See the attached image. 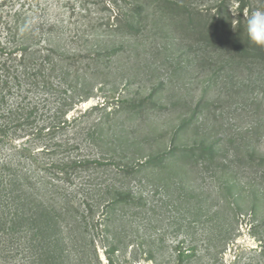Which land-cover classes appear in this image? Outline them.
<instances>
[{
  "label": "rangeland",
  "instance_id": "obj_1",
  "mask_svg": "<svg viewBox=\"0 0 264 264\" xmlns=\"http://www.w3.org/2000/svg\"><path fill=\"white\" fill-rule=\"evenodd\" d=\"M217 1L189 8L209 26ZM179 9L0 8L19 45L0 84L19 154L0 142V172L11 162L22 190L0 178V264H264V62L216 49Z\"/></svg>",
  "mask_w": 264,
  "mask_h": 264
},
{
  "label": "trees",
  "instance_id": "obj_2",
  "mask_svg": "<svg viewBox=\"0 0 264 264\" xmlns=\"http://www.w3.org/2000/svg\"><path fill=\"white\" fill-rule=\"evenodd\" d=\"M175 4H179L181 12L187 9L184 13L183 25L195 34H202L207 39H210V45H214L216 49H228L235 47L237 50L242 51L247 57L258 59L264 62V46L252 43L247 35L246 25L247 17L251 15L255 8L252 7V0H218L216 4L208 10V15L212 17V23L207 26L205 22L206 18L203 12H195L189 8L191 0H170ZM17 0H1L0 8H7L10 5L16 3ZM261 9H264V0H258ZM233 3H238V7L234 10L232 8ZM186 6V7H185ZM231 7V9H230ZM210 11V12H209ZM123 14H117V23L120 21V16ZM4 16V12H0V20ZM115 26L117 27L118 24ZM9 42H3L0 39V84H10L9 77L4 74L6 71V65L10 62L19 60V45H9ZM19 63V61H17ZM9 78V79H8ZM11 82V81H10ZM5 112L1 114L2 118L6 119L0 123V142L5 145H10L12 149L19 154V141L17 131L19 130V103L9 105L5 108ZM10 161V160H9ZM0 178L2 182L6 183V191L8 194L17 191L19 193V170L14 168L11 162H2ZM16 176V177H15ZM26 180V178L24 179ZM27 188L23 190L32 189V185L27 178ZM18 186L17 189L12 187ZM15 199L19 198V195L14 194ZM29 198L33 194H29ZM7 196V194H6ZM23 197V196H22ZM27 197V198H28ZM24 199V198H23Z\"/></svg>",
  "mask_w": 264,
  "mask_h": 264
},
{
  "label": "clouds",
  "instance_id": "obj_3",
  "mask_svg": "<svg viewBox=\"0 0 264 264\" xmlns=\"http://www.w3.org/2000/svg\"><path fill=\"white\" fill-rule=\"evenodd\" d=\"M246 31L252 43L264 46V9L257 8L247 17Z\"/></svg>",
  "mask_w": 264,
  "mask_h": 264
}]
</instances>
